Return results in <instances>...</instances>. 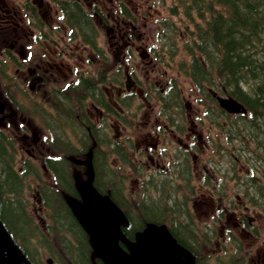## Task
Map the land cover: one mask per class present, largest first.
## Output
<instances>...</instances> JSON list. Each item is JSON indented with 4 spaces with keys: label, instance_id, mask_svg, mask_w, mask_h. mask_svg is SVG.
I'll use <instances>...</instances> for the list:
<instances>
[{
    "label": "flooded vegetation",
    "instance_id": "flooded-vegetation-1",
    "mask_svg": "<svg viewBox=\"0 0 264 264\" xmlns=\"http://www.w3.org/2000/svg\"><path fill=\"white\" fill-rule=\"evenodd\" d=\"M109 1H112L116 10L124 2V0H0V152L3 154L11 150L27 152L31 157H35L33 152H39V167L26 161L24 173L32 172L36 176L39 171H47V176L50 177L52 174L58 181L57 185L65 186L71 195L75 193L74 178L80 175L87 178L88 166L80 164L79 161L88 160L90 156L95 200L110 199L117 205V198L121 196L120 182H116L114 178H112L114 181H105L102 176L106 167L101 163L105 161L107 152H112V156L120 165L122 162L124 166V162L128 161L140 167L153 168L154 172H166L164 156L172 157V154L168 142L166 146L159 144L160 136L169 137L175 142V148L183 153L192 152L195 141L201 144L203 140L201 134H195L194 119L188 121L191 126L189 131L184 128L179 113L181 102L162 99L161 95L166 89L176 91L177 86L173 83L169 86L166 82L165 90L161 92L158 89L155 92L157 82L153 83L148 73L159 71L157 63L147 51L143 53L142 49L137 54L131 48L137 42L133 36L138 29L137 7L127 9L128 13L125 12V16L121 18L116 15L118 21L113 24L100 16L105 3ZM143 7L151 5L146 2L140 6ZM148 16L151 17V13H148ZM142 18L145 19L144 16ZM100 29H104L108 36L109 44L105 47L99 44ZM94 63L101 68L97 66L88 70V66H93ZM140 72L145 74L144 81L139 77ZM138 84L145 87L144 94ZM136 96L141 97L140 104L133 106ZM154 104L157 106L161 104L158 114L166 115L164 117L170 127L158 126L155 112L156 116L150 130L147 129ZM63 107L66 109L65 115L68 116L66 152H85L81 158L72 159L75 164H63L60 162L62 159L57 158L53 152L46 154L50 151L45 148L44 141L55 133L49 129L42 132L39 128L55 123L54 115ZM143 108L140 117L144 120L140 123L138 114ZM212 115L209 121L215 117V113ZM186 117L189 115L185 113ZM31 120L35 127L32 126ZM199 121L203 122V117H200ZM128 133L136 136L131 138L130 135H126ZM56 139L53 137L51 141ZM73 139L82 140V148L75 147L71 142ZM16 141L21 142V147L15 145ZM126 143L129 146L128 153L124 148ZM175 161L182 164L185 160L177 158ZM1 172L3 176L14 177L11 180L19 179L13 164L2 163ZM232 176V167L224 170V179L228 177L232 180ZM217 177L214 173L209 177L208 183L213 182L211 190V186L200 188L209 194L204 205L215 211V215H211V220L214 217L219 222L224 220L225 224H222L223 229L220 228L218 231L214 229L216 225L206 224L208 229L203 232L196 229L195 223L192 222L196 236L214 237L218 252L221 251V246L226 250L227 255L217 256L215 260L223 261L228 257L227 264H264L261 246L252 245V249L249 250L241 247L246 251H240L241 257L234 259V256H229L233 249L232 242L234 243V238L237 237L233 231L239 229L240 240L244 244L249 239L264 237V207H261L263 212L250 214L246 210L247 203L237 199L244 205L242 216L239 219L235 218L232 205H226L228 200L224 201L225 193L222 188L224 180L217 181ZM205 182L204 180L203 183ZM76 194L78 197L79 194ZM36 195L47 200L42 187L38 189ZM180 199L183 201L181 207L183 214H191L188 199L182 197ZM193 202L194 199L191 200V203ZM73 203L70 201V204ZM58 213L60 217L68 218L65 220L70 229L76 230L77 223L69 207L68 210L58 208L55 215ZM217 221H214V224H217ZM182 232L185 233V229ZM77 235L87 242L82 231H77ZM82 247H78L77 250L82 253L83 258ZM186 248L190 250L189 247ZM252 251L256 253L257 261H254V257L249 253ZM89 261L90 259L87 260ZM96 262L98 263L97 260Z\"/></svg>",
    "mask_w": 264,
    "mask_h": 264
},
{
    "label": "rangeland",
    "instance_id": "rangeland-1",
    "mask_svg": "<svg viewBox=\"0 0 264 264\" xmlns=\"http://www.w3.org/2000/svg\"><path fill=\"white\" fill-rule=\"evenodd\" d=\"M129 1L131 2L130 4L133 6L136 2H138V0ZM147 2L152 6L143 8L139 7L136 13V26L138 28V31L135 33V35L142 40L139 42H135V45L131 46V48L137 54H139L142 49L147 48V52L156 60L159 71L155 73H148L153 83L157 82L155 84V90L160 89L161 92L165 90L166 82L167 85L169 84V86L172 83L174 84V82L177 84L178 89L182 91L183 108L180 109H183V113L185 112L189 115V117H186L183 121V126L189 131L191 126L189 125L188 121L194 119L196 121L195 134H201L203 141L201 144H198V142L195 141V148L192 150V152L183 153L178 148H175V142H173L169 137L165 135L160 136L158 140L159 144L166 146V142H168L167 145L170 148V154H172V157L164 156V164L165 168L167 169L166 172H168V174H159L154 172L153 168L148 169L154 176H149V180L152 185H148L147 187L145 183L146 193H148V195L144 200V203L152 204L155 209V212L161 214V210L165 213V211L168 209V205L165 203L159 204V210L155 207V203L151 202H154L159 199H165L168 200L169 204H171L172 200L178 201L180 197L186 198L188 199V206L192 211L190 217L193 223H195L196 229L205 232V229H208L206 224H210L214 226L216 225L214 229L218 231L220 228L223 229L221 225L225 224V221L223 220L222 222H219L214 217L211 220V215H215V211L210 210V208H207L204 205V202L207 203V196H209V194L207 193V191L200 187L211 186L210 188L212 189L213 183H208L210 181L203 183L204 177L206 180L211 175H213V173L218 176L220 171H224L229 168L227 157H231L233 159L234 165H237L239 168H242L243 171L247 169L249 172L246 174L248 179L249 174H252L254 175V180L257 183L259 182V180H256L258 173L264 174V160L261 156V153L263 152H258L255 144H253V142L249 143L247 138H242V140L235 138L232 139V141L230 140V138H228V142L225 143V139L222 138V135L218 132H223L228 129L233 130V120L230 121L223 118H218L212 122L209 121L208 118L206 119V117L204 116V106L208 105V102H203L201 100V98L196 94L195 90L193 89L190 80L186 76H184L183 73L181 74L179 72L182 71V69L179 68V62H185L188 59L186 52L182 48L183 43L188 39L189 35V31L185 28L191 30V24L187 23L186 20L183 18V9L181 8V5L177 7L174 4L175 0H147ZM172 12H174L175 14L172 15ZM148 13H151L152 16L149 17ZM116 15V9L108 8L107 11H103V14L100 16L102 18L105 17L109 23L114 24L117 22ZM142 16H144L145 19H143ZM162 21L167 22V27L163 26ZM99 44L102 47H105L109 44L108 36L107 34H105L104 29H100ZM168 45L169 53L165 51V48ZM171 45L174 46L171 47ZM171 53L174 54V57L172 59L170 57ZM97 66L101 68L97 63H94L93 66H88V70L92 69V67ZM164 70H166V72ZM12 71L13 69L11 70V73ZM143 75L145 74H143V72H140L139 77L142 81H144ZM138 86L141 88L142 94H144L146 91L145 87L139 84ZM204 91L207 92V88H204ZM172 94L173 90L166 89L161 96L162 99H168ZM140 100L141 97L138 96L137 100L133 101V106L140 104ZM186 106L188 107L186 108ZM144 108L140 112V114H138V120L140 123L144 120V118L140 117L141 113L144 111ZM157 109V105L154 104V109L150 112V117L148 120L147 129L149 130L153 122V118L156 116L155 112L157 113ZM201 109L203 111V122L199 121L200 117H202V112H200ZM167 110L168 109H166L165 111L167 112ZM156 118V123L158 126H168L166 124L165 117L161 116L160 118L156 116ZM31 123L33 127L36 126L32 120ZM47 126L48 125H45V128H40V130L42 132L46 131L48 129ZM51 127L56 129V133L52 137H50V139L44 141L45 148L49 149L50 151L46 152V154H49L51 152H53L54 154L58 151V148L55 146V144H57V146L62 149V147L60 146L62 145L61 142L52 143L51 141V138L54 137V139H56L57 135L60 133L63 135L64 143L68 144V120L66 122L60 120L57 123L51 124ZM118 132L121 133V131ZM121 135L124 134L121 133ZM126 135H130L131 138H133V136H136L132 135L131 133H128ZM163 140L165 141V144ZM182 140L183 142L185 141L184 137ZM71 142L74 144L75 147H82V140L73 139L71 140ZM132 143H134V141H132ZM15 145L21 147V142L16 141ZM33 153L35 154V157H31L29 154H27V152H16V168L23 170L25 168L26 161H29V163L35 164V166L39 167L40 154L39 152ZM190 154H193L192 156H194V159H192V156H190ZM29 156L33 161L29 158ZM177 158H179V160L181 161L185 160L184 163L177 164L175 161V159ZM109 161L112 164L116 163V159L112 156V153ZM249 161H252L257 164V172L253 171L252 166L249 164ZM258 162L261 164L262 167H258ZM132 164L134 166L128 165L130 170H128V167H120L126 171V177H124L121 173L120 174L125 178L121 182L126 187L127 198L129 200L136 198L132 200L133 202H136L139 200L140 197H143L142 182H144L148 177L144 179L145 177L143 176L145 171H139L138 165L135 163ZM119 166L120 165H117V167ZM131 173L132 175H130ZM38 174L42 175L44 178L49 179L47 174L44 172L39 171ZM25 175L26 183L28 184V189L26 193L29 202L28 211L36 221L43 222V224H46V222L49 220L50 214L40 205V203L37 202L36 177L33 175L32 172ZM248 179L239 178V180L235 179L233 181L227 177L222 183V188L224 189L225 193L224 201L228 200L226 202V205H232V211L235 212L234 216L237 219L242 216V207L244 205L240 201H246L245 203L249 205L248 209L246 210H248L250 214H257V212H263L261 207H264V193H262V195L259 197L253 188H247L246 181ZM154 184H156L157 186L156 189L153 187ZM84 186V183L79 182L78 187L80 190L84 188ZM192 191L193 194H191ZM250 196L254 197L255 200V202H252L251 204L249 203L248 199ZM192 199H194L195 202L191 203ZM237 199H239L240 201H238ZM178 203H183V201L180 200ZM217 204L219 203L217 202ZM224 205L225 203H223V206ZM178 210H180V207L178 208ZM183 217H186L185 213L183 214ZM5 218L11 225L17 228H22V225L20 223L18 224L12 222L7 215H5ZM213 220L217 221V224H214ZM233 233L237 235V237H235L234 239H238L237 241L240 243V246L242 248L249 250L252 249V245L261 246L260 252H264V237H259L256 240L249 239L244 244L240 240L239 229L237 231H233ZM261 233L262 231L260 232V234ZM210 238L211 249H203L202 255L208 257L207 260L209 264H219L215 260H212L213 257H209L212 256L215 251H219V249L216 248L214 245V237ZM34 240L35 243H37V239L35 237ZM222 242L226 245L224 241ZM228 248L231 250L230 247ZM221 249L222 246L220 247V250ZM39 250L40 252L38 253V256L42 257V261L44 262V264H46L47 260L50 259L51 256L46 252L45 248H39ZM233 250L234 248L232 249V251ZM243 252L246 251L243 250ZM249 253L254 257V261H257L255 256L256 253H254L253 251ZM262 255L263 253L260 255V257H262Z\"/></svg>",
    "mask_w": 264,
    "mask_h": 264
},
{
    "label": "trees",
    "instance_id": "trees-1",
    "mask_svg": "<svg viewBox=\"0 0 264 264\" xmlns=\"http://www.w3.org/2000/svg\"><path fill=\"white\" fill-rule=\"evenodd\" d=\"M184 1L195 7L186 11L194 27L190 34L191 41L186 43L185 48L191 55L196 77H206L211 85L219 83L218 86L227 95L246 108L249 138L261 144L262 148L258 145L256 147L264 152V0ZM11 178L14 177L7 175L3 180V189L9 192L17 182ZM120 205L125 210L127 221L131 223H127L125 228L129 237L144 230L150 223L169 224L173 237L186 247L182 238L184 233L178 232L179 223L175 218L169 222L164 221L161 218L162 210L158 214L152 205H145L143 202L136 203L134 207L125 203ZM129 210L133 212L130 213ZM1 213L7 215L12 222L22 224L23 211L20 207H2L0 215ZM61 218L62 222L68 220L65 216ZM62 241L65 243L63 236ZM81 241L79 240V244L84 245ZM81 249L84 259L81 261L84 263L88 260L85 254L88 246Z\"/></svg>",
    "mask_w": 264,
    "mask_h": 264
},
{
    "label": "water",
    "instance_id": "water-1",
    "mask_svg": "<svg viewBox=\"0 0 264 264\" xmlns=\"http://www.w3.org/2000/svg\"><path fill=\"white\" fill-rule=\"evenodd\" d=\"M221 105L227 110H238L239 105L224 100ZM91 215H86L85 225L92 235V246L104 264H187L182 260L173 238L166 229L152 226L141 235L138 247H131V255L117 244L121 237L117 222L119 211L108 201L96 204L93 190L88 188ZM24 256L0 224V264H21Z\"/></svg>",
    "mask_w": 264,
    "mask_h": 264
}]
</instances>
